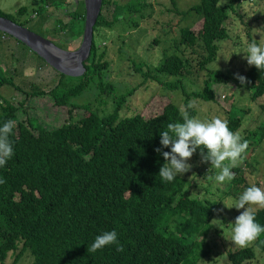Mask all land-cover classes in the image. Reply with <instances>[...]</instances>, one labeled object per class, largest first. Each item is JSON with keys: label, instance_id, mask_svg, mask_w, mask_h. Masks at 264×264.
I'll return each instance as SVG.
<instances>
[{"label": "trees", "instance_id": "1", "mask_svg": "<svg viewBox=\"0 0 264 264\" xmlns=\"http://www.w3.org/2000/svg\"><path fill=\"white\" fill-rule=\"evenodd\" d=\"M169 1L173 5V9L168 7L169 12L183 19L195 15V26L200 23V27H182L174 51H165L158 65L150 67L143 63L137 70L151 81L161 82L160 75L177 78L174 84L166 86L169 90H181L190 117H196L195 108H188L190 101L197 98L216 103L214 86L231 81L230 75L210 70L209 65L217 60L220 42L229 38L227 22L237 13L240 0L226 4H222L223 0H194L187 10H181L177 0ZM36 4L32 11L39 16L38 21H55L52 29L40 27L46 34L42 36L62 49H77L85 26L84 0L72 12H67L72 0H37ZM28 13L26 6L14 14L0 10V16L27 28L34 22L24 18ZM59 13L62 14L58 16ZM154 14L148 0H103L94 27L92 51L84 63L85 74L73 78L53 69L58 77L51 89L31 90V81L30 91H26L8 72L4 75L0 70V127L9 120L15 121L9 135L14 154L0 167V178L6 181L0 184V264H5L11 254L12 264H18L27 253L32 256L31 264H208L211 249L206 246L212 236L218 201L191 197L188 179L182 175L171 182L159 177L160 168L167 161L155 149L171 151L161 145L160 132L168 123L183 122L180 107L168 103L161 114L152 118L141 114L122 116L123 106L134 90L118 94L116 86L106 78L110 66L106 47L102 46L106 33L121 25L137 29ZM5 36L8 37L0 32V39ZM180 46L187 47L198 58L186 56ZM30 52L33 71L47 65ZM191 71H207V79L202 91L190 94L182 79ZM244 77L249 83L241 86L251 93L252 100L263 97L264 72L252 66ZM5 86L23 93L24 100L4 97L1 89ZM93 87L104 104L96 110L92 102H79ZM103 96L112 97L114 108L109 113ZM40 97L50 99L57 107L68 106L69 121L48 129L29 115L26 101ZM76 108L85 110L87 115L73 118ZM235 108L228 111L227 119L233 132L242 128V115L247 112ZM243 140L264 141V122L253 131H246ZM255 150L251 149L250 156ZM256 164L255 157L248 166L257 168ZM231 171L235 178L222 194L238 200L250 186L244 167L236 166ZM256 222L264 226V210H257ZM113 230L123 246L122 252L112 244L88 253L96 236ZM262 241L264 233L252 246L228 252L230 264H254V247L264 254Z\"/></svg>", "mask_w": 264, "mask_h": 264}, {"label": "rangeland", "instance_id": "2", "mask_svg": "<svg viewBox=\"0 0 264 264\" xmlns=\"http://www.w3.org/2000/svg\"><path fill=\"white\" fill-rule=\"evenodd\" d=\"M36 1L0 0V10L7 14H14L21 6L28 7L29 13L24 18H31L34 21L28 28L41 36L42 34L46 36L42 29H52L55 21L48 23L38 21L40 20L39 16L32 11L38 6ZM80 1L72 0L67 12L75 11ZM148 1L153 4L155 11L153 18L142 22L137 29L121 25L113 32L108 31L106 33L107 39L102 44L103 47H106L107 60L110 64L106 78L116 86L118 94H125L132 89L134 90L123 106L122 116L141 114L145 118H152L161 114L164 107L171 102L177 104L180 108L184 106L186 109L185 96H183L181 90H169L166 86L168 83L174 84L178 80L177 78L160 75L159 80L161 82L151 81L144 78L137 68L143 63L149 64L150 67L158 65L165 51L171 52L175 50V44L180 40L182 27H189L191 30L200 27V23L195 26L198 17L189 15L186 19H183L177 13L169 12L168 7L173 9V5L169 0ZM228 1L223 0L222 4H226ZM177 2L181 10H187L195 1L177 0ZM237 5V13H233L227 22L229 38L220 42L217 60L209 65L210 70H222L230 75L231 81L228 84L223 83L214 86L217 96L216 103L206 102L197 98L190 102H195L196 117L202 121L211 120L213 117H219L227 121L228 111L231 107L235 106L236 111L244 109L247 112L244 116L242 115L243 125L239 130L241 137L244 138L246 131H253L264 122V111L262 109L264 96L253 101L251 93L243 88L240 81L236 79L237 74L244 76L252 67L248 65L244 58L247 46L254 40L259 42L262 38L260 35H264V0H240ZM61 14L59 13L58 16ZM105 15L111 20L107 11H105ZM5 37L6 39H2V42L8 41V43L3 46L0 39V70L3 74L6 75V72H8L10 76L14 77L15 83L22 86L26 91H30L28 83L31 81L34 83L31 90L33 88L36 90L51 89L56 82L55 78L58 77L56 72L48 65H42V69L33 71L30 59L21 55L17 44L16 46L11 44L16 43V41L14 39L11 40L9 36ZM156 40L158 41L157 43ZM180 47L186 56L198 58L187 47ZM25 50L28 51L26 47ZM194 63L196 64L195 61ZM144 70L146 71V68ZM14 71H17V74L16 72L14 74ZM206 79L207 71H191L182 79V82L186 91L191 94L202 91L205 87L204 82ZM1 93L7 99L15 101H22L25 98L23 93L16 91L10 86L2 88ZM102 99H106L108 102L106 112L109 113L114 108L112 97L103 96ZM79 102L81 104L92 102L94 110L100 106L104 107L102 101H99L98 90L95 87L88 94H85ZM25 106L28 114L36 117L48 129L59 128L70 119V108L68 106H54L53 102L45 97L31 98L26 101ZM72 115H74L73 118L77 119L87 115V112L81 108H76L73 109ZM247 142L249 145L248 149L238 161L237 166L244 167L249 186L255 184L264 188V141L257 143L254 140H247ZM252 148H256V150L250 156ZM255 157L257 168H251L248 163L252 162ZM188 163L192 166L191 170L180 175L188 179L187 191L189 195L191 197L199 196L202 199L210 198L218 201L212 219V221H216L212 223V236L208 239L209 246H206L211 249L206 262L208 264H230L228 252L241 249L231 242V224H234L236 218L246 209L237 210L234 208L237 200L222 194V191H224L230 181L219 184L214 178H209L214 177L216 170L209 172L211 163L202 162L200 149H197ZM252 245L253 243L249 246ZM254 249L257 256L254 264H264V254L256 247ZM13 261L14 257L11 254L5 264H12ZM32 261V256L27 253L18 264H31Z\"/></svg>", "mask_w": 264, "mask_h": 264}, {"label": "clouds", "instance_id": "3", "mask_svg": "<svg viewBox=\"0 0 264 264\" xmlns=\"http://www.w3.org/2000/svg\"><path fill=\"white\" fill-rule=\"evenodd\" d=\"M259 42L254 40L246 49L245 59L249 66H255L264 72V35ZM236 79L242 85L249 83L247 78L239 74ZM195 107V102H190L188 108ZM183 122L168 123L165 130L160 132V143L163 148H171L170 152L157 148L155 151L161 154L165 161L160 168L159 177L164 182L173 181L178 175L191 170L188 161L200 149L202 162L211 163L209 172L216 170L214 177H209L223 184L235 178L232 168L238 165V161L248 149V142L242 141L239 131L233 132L228 127V122L219 117L202 121L198 117H190L184 106L180 108ZM15 126L14 120H9L0 127V167L5 166L8 159L14 154L13 147L9 141ZM206 151V154H205ZM6 181L0 178V184ZM226 206V205H225ZM229 208L228 206H226ZM233 208V207H232ZM234 208L246 209L235 220L232 225L231 242L241 249L247 248L264 233V226L256 222L257 210H264V188L255 184L248 187L235 202ZM231 209V208H230ZM216 221L213 220L212 223ZM264 243V241H262ZM117 245L118 251H123V246L118 243L116 231L104 232L96 236L94 242L88 246V253H95L105 246Z\"/></svg>", "mask_w": 264, "mask_h": 264}, {"label": "water", "instance_id": "4", "mask_svg": "<svg viewBox=\"0 0 264 264\" xmlns=\"http://www.w3.org/2000/svg\"><path fill=\"white\" fill-rule=\"evenodd\" d=\"M103 0H84L85 26L80 46L73 51L58 47L47 38L0 16V32L24 44L55 71L68 77H81L86 72L84 63L89 59L94 38V27L101 14Z\"/></svg>", "mask_w": 264, "mask_h": 264}, {"label": "crops", "instance_id": "5", "mask_svg": "<svg viewBox=\"0 0 264 264\" xmlns=\"http://www.w3.org/2000/svg\"><path fill=\"white\" fill-rule=\"evenodd\" d=\"M4 39V38H3ZM12 40V39H11ZM1 42H2V39H1ZM11 42H13V41H11ZM8 43V41H4V42H2V46L4 45V44H7ZM11 44H13V45H15L16 46V44H17V46H19V47H17V48H19V50H20V53H21V55H24V56H26V58H29L30 59V61H32V53L30 52V51H26L25 50V47L24 46H22L21 44H19V43H11ZM0 46H1V43H0ZM34 69V68H33ZM20 74V73H19ZM22 76V75H21Z\"/></svg>", "mask_w": 264, "mask_h": 264}, {"label": "built area", "instance_id": "6", "mask_svg": "<svg viewBox=\"0 0 264 264\" xmlns=\"http://www.w3.org/2000/svg\"><path fill=\"white\" fill-rule=\"evenodd\" d=\"M4 39H6V37H3Z\"/></svg>", "mask_w": 264, "mask_h": 264}]
</instances>
